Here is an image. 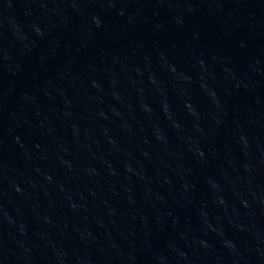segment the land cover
<instances>
[{
    "label": "water",
    "instance_id": "obj_1",
    "mask_svg": "<svg viewBox=\"0 0 264 264\" xmlns=\"http://www.w3.org/2000/svg\"><path fill=\"white\" fill-rule=\"evenodd\" d=\"M0 264H264V0H0Z\"/></svg>",
    "mask_w": 264,
    "mask_h": 264
}]
</instances>
